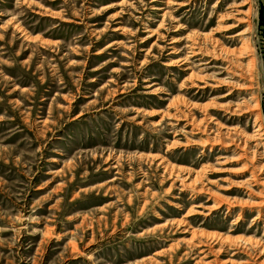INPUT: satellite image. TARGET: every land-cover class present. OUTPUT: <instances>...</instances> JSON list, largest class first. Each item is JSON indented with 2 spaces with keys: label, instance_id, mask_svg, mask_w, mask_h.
<instances>
[{
  "label": "rangeland",
  "instance_id": "rangeland-1",
  "mask_svg": "<svg viewBox=\"0 0 264 264\" xmlns=\"http://www.w3.org/2000/svg\"><path fill=\"white\" fill-rule=\"evenodd\" d=\"M0 264H264V0H0Z\"/></svg>",
  "mask_w": 264,
  "mask_h": 264
},
{
  "label": "bare ground",
  "instance_id": "bare-ground-1",
  "mask_svg": "<svg viewBox=\"0 0 264 264\" xmlns=\"http://www.w3.org/2000/svg\"><path fill=\"white\" fill-rule=\"evenodd\" d=\"M238 35H239V34H238ZM191 75H192V74H191ZM226 95H229V94H226ZM226 95H225V96H226Z\"/></svg>",
  "mask_w": 264,
  "mask_h": 264
}]
</instances>
